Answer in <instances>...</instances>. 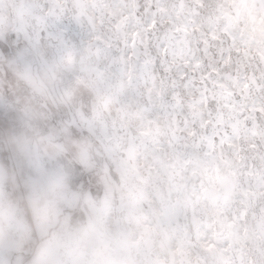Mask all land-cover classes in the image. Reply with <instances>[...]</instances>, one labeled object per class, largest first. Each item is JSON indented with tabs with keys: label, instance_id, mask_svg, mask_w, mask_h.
<instances>
[{
	"label": "rangeland",
	"instance_id": "rangeland-1",
	"mask_svg": "<svg viewBox=\"0 0 264 264\" xmlns=\"http://www.w3.org/2000/svg\"><path fill=\"white\" fill-rule=\"evenodd\" d=\"M0 264H264V0H0Z\"/></svg>",
	"mask_w": 264,
	"mask_h": 264
}]
</instances>
